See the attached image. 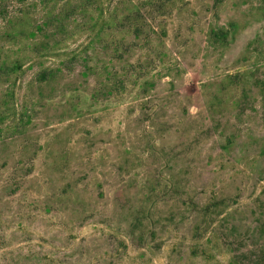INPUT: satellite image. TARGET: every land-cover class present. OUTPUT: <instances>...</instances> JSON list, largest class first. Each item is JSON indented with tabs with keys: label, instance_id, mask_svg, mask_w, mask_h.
Returning a JSON list of instances; mask_svg holds the SVG:
<instances>
[{
	"label": "rangeland",
	"instance_id": "obj_1",
	"mask_svg": "<svg viewBox=\"0 0 264 264\" xmlns=\"http://www.w3.org/2000/svg\"><path fill=\"white\" fill-rule=\"evenodd\" d=\"M263 222L264 0H0V264H264Z\"/></svg>",
	"mask_w": 264,
	"mask_h": 264
},
{
	"label": "trees",
	"instance_id": "obj_2",
	"mask_svg": "<svg viewBox=\"0 0 264 264\" xmlns=\"http://www.w3.org/2000/svg\"><path fill=\"white\" fill-rule=\"evenodd\" d=\"M44 74H45V77L47 78L48 77V72H43ZM262 227H264V222H263V224H262ZM264 229V228H263ZM261 260H263L262 262H264V254L262 255V257H261Z\"/></svg>",
	"mask_w": 264,
	"mask_h": 264
}]
</instances>
